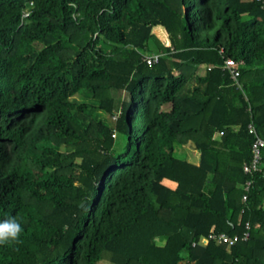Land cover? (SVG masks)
Segmentation results:
<instances>
[{
	"label": "trees",
	"instance_id": "obj_1",
	"mask_svg": "<svg viewBox=\"0 0 264 264\" xmlns=\"http://www.w3.org/2000/svg\"><path fill=\"white\" fill-rule=\"evenodd\" d=\"M82 89L113 125L70 100ZM256 136L259 0H0V223L23 228L0 264H264ZM189 142L198 164L175 154Z\"/></svg>",
	"mask_w": 264,
	"mask_h": 264
},
{
	"label": "built area",
	"instance_id": "obj_2",
	"mask_svg": "<svg viewBox=\"0 0 264 264\" xmlns=\"http://www.w3.org/2000/svg\"><path fill=\"white\" fill-rule=\"evenodd\" d=\"M261 2V7L264 8V0H259ZM159 54L158 53H153L150 55H144L143 59L148 65H152L158 61ZM243 64V62H238L234 60L233 58L227 57L224 59L223 63V68L228 70L231 79L238 84V76H239V66ZM115 118V116H114ZM249 131L254 132V128L252 125H249ZM264 147V140L256 136L255 141L252 144V161L250 165L245 164L243 166V169L245 172H251L253 170L258 169V164L261 158L260 152L261 148ZM250 183L246 182V189L248 188V185ZM245 198V196H243ZM246 229H249L248 223H246ZM249 236V231H245L242 236H239L237 234L234 235H229L225 232H220V233H210L207 238H204L202 240L203 243H207L209 240H214L216 243L219 244H226L227 246H231L235 244L239 238L242 240H246Z\"/></svg>",
	"mask_w": 264,
	"mask_h": 264
},
{
	"label": "rangeland",
	"instance_id": "obj_3",
	"mask_svg": "<svg viewBox=\"0 0 264 264\" xmlns=\"http://www.w3.org/2000/svg\"><path fill=\"white\" fill-rule=\"evenodd\" d=\"M144 53L147 55L157 53V48L152 41L149 42L148 50L145 51ZM203 73H204L203 68H200L197 71V75H202ZM194 82L195 80L193 78L191 82H189L186 88L192 87V85H194ZM70 100L73 102L79 103V104L86 103L88 106L85 109V114L87 115L88 118L103 120L108 125H113V121L115 119L114 116L109 115L105 111L98 108V102L92 97V93L90 90L82 89L79 92H77L75 95L71 96ZM186 149H187L186 151H187L188 156L191 159H193L195 156L193 152H191L190 149H194V148H186ZM174 151H175V154L177 155V143L175 144ZM180 264H186V262L182 261Z\"/></svg>",
	"mask_w": 264,
	"mask_h": 264
},
{
	"label": "clouds",
	"instance_id": "obj_4",
	"mask_svg": "<svg viewBox=\"0 0 264 264\" xmlns=\"http://www.w3.org/2000/svg\"><path fill=\"white\" fill-rule=\"evenodd\" d=\"M22 232L23 228L15 218H9L4 223H0V245L20 243Z\"/></svg>",
	"mask_w": 264,
	"mask_h": 264
},
{
	"label": "crops",
	"instance_id": "obj_5",
	"mask_svg": "<svg viewBox=\"0 0 264 264\" xmlns=\"http://www.w3.org/2000/svg\"><path fill=\"white\" fill-rule=\"evenodd\" d=\"M201 68H203V70L205 71V68L204 67H201ZM234 128L237 129V126H234ZM186 148H194V146H193V144L191 142H189L187 144H184V145L177 144V157H179L181 159H186L189 162L198 164V162H199V156H200L199 151H197L195 148L194 149H190L191 152H193V154L195 156L193 159H191L188 156V154H187V151H186L187 149ZM202 240H204V238Z\"/></svg>",
	"mask_w": 264,
	"mask_h": 264
}]
</instances>
